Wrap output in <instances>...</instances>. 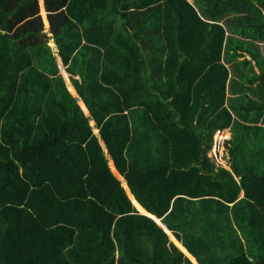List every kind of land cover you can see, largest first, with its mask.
I'll return each instance as SVG.
<instances>
[{"label":"trees","instance_id":"1","mask_svg":"<svg viewBox=\"0 0 264 264\" xmlns=\"http://www.w3.org/2000/svg\"><path fill=\"white\" fill-rule=\"evenodd\" d=\"M44 3L0 0V264H264V0Z\"/></svg>","mask_w":264,"mask_h":264},{"label":"crops","instance_id":"2","mask_svg":"<svg viewBox=\"0 0 264 264\" xmlns=\"http://www.w3.org/2000/svg\"><path fill=\"white\" fill-rule=\"evenodd\" d=\"M41 8H42V5H43V7H44V10H45V3H44V0H42L41 1ZM40 13H41V11H40ZM46 19H47V17H46ZM48 23V26H49V21L47 20V21H45L44 20V23ZM54 40V39H53ZM48 44L51 46V48H52V50H53V52H54V54H55V56H56V60H57V63H58V66H59V69H60V72H59V74H61V76L63 77V79H64V81H65V83H66V86H67V88H68V90L71 92V94L74 96V97H76L77 98V100H78V104L80 105V107L82 108V110L89 116L90 115V110H89V108L87 107V105H86V103H85V101L82 99V97H80V95L78 94V92H77V88H76V86L74 85V83H73V81H72V79H71V76H73L75 79H79V80H81V76L79 75V74H77V75H71L69 72H67V70H66V67L64 66V64H63V62H62V59H61V57H60V55H59V49H58V46H57V44H56V42H49L48 41ZM255 44H256V41H255ZM254 44V45H255ZM259 46H260V48H261V53H259L258 52V50H255L254 51V54L255 55H257V56H259V55H261V56H264V43H259ZM240 52V56H238V58L237 59H235V60H231L230 61V64H233V65H238L239 67H240V69L241 70H243V71H246L247 73H251L253 70L254 71H256V73L258 74V77H260L261 76V67L258 65V63H257V60L254 58V56L252 55V54H249L248 52H244V51H239ZM244 57H246V58H248V60H250V63L248 64V65H246V64H244L242 61H243V58ZM229 64V65H230ZM251 66V67H247V66ZM256 82H254L253 84H254V86H257V85H260V82L258 81V78H256ZM250 96L251 97H253V98H258V96L257 95H255V94H250ZM90 124L92 125V127H93V130H94V133L95 134H97V135H99V128L97 127V125H96V122H95V120L94 119H91L90 120ZM228 133V132H227ZM101 144H102V146H103V148H104V150L105 151H107V149H106V147H105V144H104V142L101 140ZM109 164H110V166L112 167V169H113V171H114V173L116 174V175H120V173L116 170V168H115V166H114V163L112 162V160H110L109 161ZM120 176H122V175H120ZM123 177V176H122ZM123 180H124V177H123ZM124 182H122V184H123ZM123 186H124V184H123ZM127 190V189H126ZM243 195V192L241 193V196ZM139 211H140V209H139ZM141 212V211H140ZM142 213V212H141ZM161 225H163L164 226V224L163 223H161V222H159ZM168 230V229H167ZM184 247V246H183ZM184 249H186L187 250V248H185L184 247ZM184 252H185V250H184ZM187 252H189L188 250H187ZM186 253V252H185ZM189 255H191V253H188ZM196 259V258H195ZM197 261V260H196ZM198 262V261H197Z\"/></svg>","mask_w":264,"mask_h":264},{"label":"rangeland","instance_id":"3","mask_svg":"<svg viewBox=\"0 0 264 264\" xmlns=\"http://www.w3.org/2000/svg\"><path fill=\"white\" fill-rule=\"evenodd\" d=\"M41 1L42 0H39V2L41 3ZM40 10H41V15L43 16V18H44V20L45 21H47L48 20V18L46 19V17H47V11H46V9L44 10V7H43V5H42V8H41V4H40ZM45 30L44 31H46L47 33H48V35L49 36H52V33L50 32V24H49V26H48V23H46L45 22ZM49 42L51 43V42H55V40H53V38H50L49 39ZM248 68H249V66H247ZM257 78H258V81L260 82V84H263V77L262 76H260V77H258L257 76ZM244 81H246V80H244ZM257 81V80H256ZM255 81V82H256ZM248 82H249V80H248ZM227 131H229V133H227ZM225 136H229V134L231 135V131L227 128L226 130H225ZM217 149H219L218 150V155H216L217 153H215V146H213L212 147V149H211V152H213L214 154H213V158H215V159H217L218 160V162L215 160L214 162L217 164V165H221V166H225L226 168H231L230 167V162H229V153H228V148H226V145H225V143H223V144H221L219 147H217ZM137 208V207H136ZM144 214V213H143ZM152 214V213H151ZM149 216V215H148ZM151 217V216H150ZM153 218V217H152ZM154 219V218H153ZM163 226V225H162ZM164 227V226H163ZM164 229L167 231V228H166V226L164 227ZM169 233V232H168ZM171 237V236H170ZM171 239V238H170ZM182 243V242H181ZM186 248V247H185ZM183 251V250H182Z\"/></svg>","mask_w":264,"mask_h":264},{"label":"built area","instance_id":"4","mask_svg":"<svg viewBox=\"0 0 264 264\" xmlns=\"http://www.w3.org/2000/svg\"><path fill=\"white\" fill-rule=\"evenodd\" d=\"M225 130L226 129H219L215 132L214 134V142H213V146H215V153L218 152L219 149H217V147H219L221 144L225 143V140L226 139H229L230 138V135L229 136H225ZM228 132V131H227ZM219 153V152H218ZM218 153L216 155H218ZM213 152L209 153V155L211 157H213ZM217 162L218 160L215 159Z\"/></svg>","mask_w":264,"mask_h":264},{"label":"clouds","instance_id":"5","mask_svg":"<svg viewBox=\"0 0 264 264\" xmlns=\"http://www.w3.org/2000/svg\"><path fill=\"white\" fill-rule=\"evenodd\" d=\"M230 130V129H229ZM228 133H229V131H228ZM230 135V134H229ZM231 135H232V133H231ZM231 135H230V138H231ZM229 138V139H230ZM229 139H226L225 140V145H226V141L227 140H229ZM212 147H213V144H212ZM212 147H211V149H212ZM226 148H227V146H226ZM211 149L207 152V155H208V157L212 160V161H215V158H213V157H211L210 155H209V153H211ZM231 169V168H230ZM238 180H239V178H237ZM244 193V192H243ZM184 252V251H183ZM185 253V252H184ZM190 253V252H189ZM186 254V253H185ZM187 255V254H186ZM192 255V254H191ZM188 256L190 257V255L188 254ZM191 258V257H190ZM195 263V262H194Z\"/></svg>","mask_w":264,"mask_h":264},{"label":"water","instance_id":"6","mask_svg":"<svg viewBox=\"0 0 264 264\" xmlns=\"http://www.w3.org/2000/svg\"><path fill=\"white\" fill-rule=\"evenodd\" d=\"M126 189V188H125ZM130 189V188H129ZM127 191V190H126ZM130 192H131V190H130ZM128 193V192H127ZM131 194H132V192H131ZM128 195H129V193H128ZM133 195V194H132ZM129 197L131 198V196L129 195ZM133 197H134V195H133ZM134 199L136 200V198L134 197ZM131 200H132V198H131ZM133 201V200H132ZM135 205V204H134ZM138 209V208H137ZM139 210V209H138ZM165 227V226H164ZM171 238V237H170ZM174 238H176L175 236H174ZM174 238H171V240L173 241V242H175V240H174ZM177 239V238H176ZM178 240V239H177ZM179 241V240H178ZM176 243V242H175Z\"/></svg>","mask_w":264,"mask_h":264},{"label":"bare ground","instance_id":"7","mask_svg":"<svg viewBox=\"0 0 264 264\" xmlns=\"http://www.w3.org/2000/svg\"><path fill=\"white\" fill-rule=\"evenodd\" d=\"M130 196H133L130 191H127ZM132 198V197H131ZM133 200V199H132ZM134 201V200H133ZM137 202V200L134 201V203ZM138 205V204H137Z\"/></svg>","mask_w":264,"mask_h":264}]
</instances>
